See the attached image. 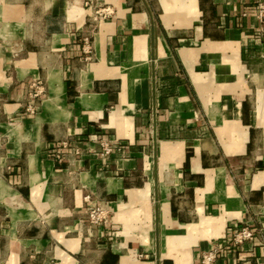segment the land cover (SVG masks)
<instances>
[{
    "label": "crops",
    "instance_id": "obj_1",
    "mask_svg": "<svg viewBox=\"0 0 264 264\" xmlns=\"http://www.w3.org/2000/svg\"><path fill=\"white\" fill-rule=\"evenodd\" d=\"M260 2L0 0V264H264Z\"/></svg>",
    "mask_w": 264,
    "mask_h": 264
},
{
    "label": "built area",
    "instance_id": "obj_2",
    "mask_svg": "<svg viewBox=\"0 0 264 264\" xmlns=\"http://www.w3.org/2000/svg\"><path fill=\"white\" fill-rule=\"evenodd\" d=\"M258 16L260 22H264V2H260L258 4ZM101 147L103 154H110L113 151V146L111 143H109L106 140H101ZM58 158V157H57ZM87 199L88 196L86 197ZM108 211L105 210L103 207H99L96 204H90L88 207V216L90 223L92 224H98L101 223V221H106V218L108 217ZM254 239V232L250 230V228L246 225L243 227H236L234 228V231L232 233V243L234 246H241L246 244L248 241H251ZM221 250L214 246L211 247V250L204 252L202 254L201 264H213L215 260L220 255Z\"/></svg>",
    "mask_w": 264,
    "mask_h": 264
},
{
    "label": "rangeland",
    "instance_id": "obj_3",
    "mask_svg": "<svg viewBox=\"0 0 264 264\" xmlns=\"http://www.w3.org/2000/svg\"><path fill=\"white\" fill-rule=\"evenodd\" d=\"M96 16H98V14H96ZM96 16H95V17H96ZM97 21H98V20H97V17L94 18V19H93V25L96 24ZM262 23H264V22H262ZM38 96H39V94H38ZM254 99H255V96H253V101H254ZM30 109H31V108H30ZM31 110H32V109H31ZM105 210H106V209H105ZM107 216H108V217L106 218V221H105L106 223L108 222V220H109V218H110V216H111L109 212H108V215H107ZM89 221H90V220H89ZM105 222H104V221H101V223L94 224V225H102V223H105ZM91 224H92V223H91Z\"/></svg>",
    "mask_w": 264,
    "mask_h": 264
},
{
    "label": "bare ground",
    "instance_id": "obj_4",
    "mask_svg": "<svg viewBox=\"0 0 264 264\" xmlns=\"http://www.w3.org/2000/svg\"><path fill=\"white\" fill-rule=\"evenodd\" d=\"M164 22H166V24H168V17L165 15V17L163 18Z\"/></svg>",
    "mask_w": 264,
    "mask_h": 264
}]
</instances>
